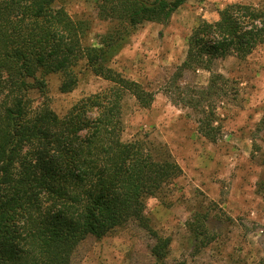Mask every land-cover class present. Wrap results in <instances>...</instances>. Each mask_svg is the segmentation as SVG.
Masks as SVG:
<instances>
[{
	"label": "trees",
	"instance_id": "trees-1",
	"mask_svg": "<svg viewBox=\"0 0 264 264\" xmlns=\"http://www.w3.org/2000/svg\"><path fill=\"white\" fill-rule=\"evenodd\" d=\"M185 2L97 0L96 15L108 28L90 45L88 22L71 18L59 0H0V264H71L88 237L101 239L129 224L151 232L146 200L182 171L162 145L122 139L124 97L148 108L153 95L109 63L131 31L167 22ZM263 43L264 11L226 5L216 21L192 29L177 76L211 72L215 61L245 58ZM82 62L110 86L59 115L47 103L46 77L58 76V91L70 93ZM220 79L210 77L208 89ZM34 90L42 100L37 105ZM206 93L187 104L199 107ZM212 124L207 117L197 127L211 142ZM153 237V264H165L170 240Z\"/></svg>",
	"mask_w": 264,
	"mask_h": 264
},
{
	"label": "rangeland",
	"instance_id": "rangeland-1",
	"mask_svg": "<svg viewBox=\"0 0 264 264\" xmlns=\"http://www.w3.org/2000/svg\"><path fill=\"white\" fill-rule=\"evenodd\" d=\"M96 1L59 0L71 18L88 22L90 45L108 28L96 15ZM233 3L264 11V0H186L167 22L145 23L131 31L110 61L111 69L153 95L148 108L124 97L122 139L162 145L182 174L146 200L144 214L151 232L129 224L101 239L88 237L76 248L71 264H153V235L170 240L165 264H261L264 43L245 58L215 61L211 72L184 71L177 76L192 29L202 20L216 21L218 11ZM77 71L78 84L67 94L58 91V76L46 77L47 103L59 115L81 97L110 86L84 62ZM215 75L221 79L208 89ZM202 91L207 92L202 104L189 106L190 99L199 101ZM30 97L34 105L42 102L36 90ZM207 117L217 129L213 142L197 132L198 122Z\"/></svg>",
	"mask_w": 264,
	"mask_h": 264
}]
</instances>
